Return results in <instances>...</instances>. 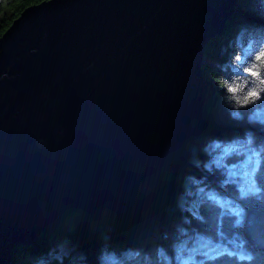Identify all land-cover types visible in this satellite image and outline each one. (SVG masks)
I'll return each instance as SVG.
<instances>
[{"label":"water","instance_id":"water-1","mask_svg":"<svg viewBox=\"0 0 264 264\" xmlns=\"http://www.w3.org/2000/svg\"><path fill=\"white\" fill-rule=\"evenodd\" d=\"M238 0H43L0 37V264L64 212L125 209L191 138Z\"/></svg>","mask_w":264,"mask_h":264},{"label":"trees","instance_id":"trees-1","mask_svg":"<svg viewBox=\"0 0 264 264\" xmlns=\"http://www.w3.org/2000/svg\"><path fill=\"white\" fill-rule=\"evenodd\" d=\"M41 1L0 0V37ZM204 54L203 111L156 178L125 209L64 212L36 243L19 245L10 264H264V83L245 72L255 62L264 77V0H238ZM203 188L232 202L195 200Z\"/></svg>","mask_w":264,"mask_h":264},{"label":"rangeland","instance_id":"rangeland-1","mask_svg":"<svg viewBox=\"0 0 264 264\" xmlns=\"http://www.w3.org/2000/svg\"><path fill=\"white\" fill-rule=\"evenodd\" d=\"M214 143L216 144H221L222 141L221 140H214L213 141ZM252 157V156H251ZM251 159L250 157H248L243 163H242V167H243V171H241V176L239 179H237V182L240 186V188L242 189L243 188V184L242 182H244V178L246 179V170H247V167L250 163ZM227 170L230 171V173H233L235 169V164H228V165H225ZM246 170H245V169ZM246 182V181H245ZM205 190V191H204ZM203 197H212V198H217L218 200L222 201V202H227V203H230L232 202L230 198L226 197L224 194H219L217 193L216 191L214 190H206L205 188L203 189H198L197 191H195L193 193V198L196 200V199H199V198H203Z\"/></svg>","mask_w":264,"mask_h":264},{"label":"snow or ice","instance_id":"snow-or-ice-1","mask_svg":"<svg viewBox=\"0 0 264 264\" xmlns=\"http://www.w3.org/2000/svg\"><path fill=\"white\" fill-rule=\"evenodd\" d=\"M237 59H240V58L237 57ZM245 72H246V78H258V79H260V81L262 83H264V77H262L261 76V72L257 70L256 65H255V62H253L251 64V66H247L245 68ZM253 83H254V81H253ZM229 91L235 92V91H237V89L236 88H230ZM248 95L250 97H255V96H258L259 93L257 91H250L248 93ZM261 102H264V100H262Z\"/></svg>","mask_w":264,"mask_h":264}]
</instances>
